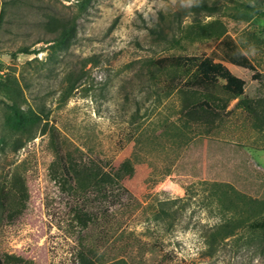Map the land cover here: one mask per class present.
<instances>
[{"label": "rangeland", "instance_id": "rangeland-1", "mask_svg": "<svg viewBox=\"0 0 264 264\" xmlns=\"http://www.w3.org/2000/svg\"><path fill=\"white\" fill-rule=\"evenodd\" d=\"M0 264H264V0H0ZM163 16L171 39L149 33ZM73 25L61 47L53 30ZM230 38L253 70L232 98L180 85L166 54L209 55ZM171 78L176 87L171 88ZM239 99L238 103L237 100ZM240 102V100H242ZM206 100L210 108L192 107ZM37 115L11 125L10 104ZM20 145L15 149V146ZM94 162L128 190L76 198L59 152ZM55 171V172H54ZM26 187L7 217L13 178ZM98 219L86 225L72 209Z\"/></svg>", "mask_w": 264, "mask_h": 264}, {"label": "trees", "instance_id": "trees-1", "mask_svg": "<svg viewBox=\"0 0 264 264\" xmlns=\"http://www.w3.org/2000/svg\"><path fill=\"white\" fill-rule=\"evenodd\" d=\"M3 17V8L0 7V21ZM166 29H169V23H167L163 16L154 26L148 27L149 33L157 43H168L171 39L168 37L169 33ZM73 25L65 26L60 25L54 29L53 41L57 47L63 46L73 36ZM226 63H230L239 67L253 70V78H257L259 74L255 71V68L251 61L245 56L234 44V42L228 38H221L216 46L210 51L209 55H180V54H166L154 58L153 63L157 68H165L167 66L181 67L189 72V78L185 79L180 85L188 87H197L202 89L213 88L218 84L219 80H222L221 88L227 92L232 98H238L244 93L245 81L241 77L233 74L227 67ZM171 80V88L176 87V82L173 78ZM239 99L237 100L238 103ZM240 100V102H242ZM192 107H204L210 108L209 103L206 100H201ZM11 116L10 123L13 127L18 129H24L26 124L30 120H35L37 114L32 110L24 111L20 106L12 102L10 104ZM20 145L15 146V149ZM57 162L61 168L59 175L55 172L53 177L59 179L65 190L74 194L76 198H82L89 193L98 199L118 198L121 191L128 193V190L124 188L108 171L103 170L94 162H82L77 163L69 161L66 155L61 151L58 153ZM14 192L8 202L7 217L12 218L17 215L20 208L24 205L27 193L26 187L22 180L18 177L13 178ZM78 202L77 206L72 209V216L78 223L86 225L88 221H94L98 219V215H94L86 204ZM2 218V210L0 206V221ZM258 226L264 227V220L257 223ZM90 249H88V252ZM88 252L78 251V261L80 264H93L91 258L88 256ZM5 264H31V262L24 260L23 258L14 254L4 255Z\"/></svg>", "mask_w": 264, "mask_h": 264}]
</instances>
